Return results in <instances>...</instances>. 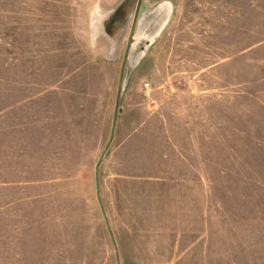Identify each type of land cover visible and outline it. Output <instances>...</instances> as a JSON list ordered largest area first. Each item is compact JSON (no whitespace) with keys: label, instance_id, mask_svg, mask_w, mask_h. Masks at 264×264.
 I'll return each instance as SVG.
<instances>
[{"label":"rangeland","instance_id":"rangeland-1","mask_svg":"<svg viewBox=\"0 0 264 264\" xmlns=\"http://www.w3.org/2000/svg\"><path fill=\"white\" fill-rule=\"evenodd\" d=\"M134 4L0 0V264H264V0Z\"/></svg>","mask_w":264,"mask_h":264},{"label":"water","instance_id":"water-1","mask_svg":"<svg viewBox=\"0 0 264 264\" xmlns=\"http://www.w3.org/2000/svg\"><path fill=\"white\" fill-rule=\"evenodd\" d=\"M138 1H139V0H137L136 5H137ZM136 8H137V7H135L134 11H136ZM153 20L156 21V20H157V16H156ZM154 23H155V22H154ZM154 23H153V21H152V22H149V24H150L151 26H152V25H155ZM149 24H148V26H150ZM151 26H150V27H151ZM131 27H132V24H131ZM131 27H130L129 32H128V34H127L126 43L130 42V40L133 41ZM153 27H154V26H153ZM150 29H152V28H150ZM151 33H152V32H151ZM150 39H151V35H150V34L147 35V36L143 39L144 47H145V45L149 42ZM139 47L142 48L141 44H139ZM132 56L134 57V56H136V55H135V54L131 55V59H132ZM114 110H115V107H114ZM112 116H114V114H112ZM110 134H111V133H110ZM110 134H109V136H110ZM103 150H104V148H103L102 151L98 154V156H97V158H96V162L99 161L100 158L102 157V155H103ZM95 167H96V165H95ZM94 185H95V193H97V175H96V168L94 169Z\"/></svg>","mask_w":264,"mask_h":264},{"label":"flooded vegetation","instance_id":"flooded-vegetation-1","mask_svg":"<svg viewBox=\"0 0 264 264\" xmlns=\"http://www.w3.org/2000/svg\"><path fill=\"white\" fill-rule=\"evenodd\" d=\"M136 2H137V0H135L134 9H135V7H137V8H136V11H134V9H133V14H132L131 19H130V24H129L128 32H129V29L131 27V24H132L131 30L133 29V25H134V21H135V16H136V13H137V10H138V6L140 4V0L138 1L137 5H136Z\"/></svg>","mask_w":264,"mask_h":264}]
</instances>
